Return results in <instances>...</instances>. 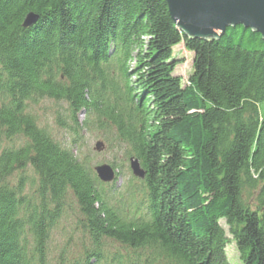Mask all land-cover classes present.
I'll return each mask as SVG.
<instances>
[{
	"label": "trees",
	"instance_id": "obj_1",
	"mask_svg": "<svg viewBox=\"0 0 264 264\" xmlns=\"http://www.w3.org/2000/svg\"><path fill=\"white\" fill-rule=\"evenodd\" d=\"M42 98L66 103L59 124L76 137L89 123L114 135L144 177L116 196L38 126L28 103ZM18 136L0 147V264H230L232 241L241 264H264V40L251 29L189 38L165 0H0V145ZM26 166L35 198L8 180ZM69 196L80 251L67 242L52 263Z\"/></svg>",
	"mask_w": 264,
	"mask_h": 264
},
{
	"label": "rangeland",
	"instance_id": "obj_2",
	"mask_svg": "<svg viewBox=\"0 0 264 264\" xmlns=\"http://www.w3.org/2000/svg\"><path fill=\"white\" fill-rule=\"evenodd\" d=\"M173 57L180 61L174 68L173 73L181 77L182 83L185 84L187 79L193 71L192 61L193 53L185 49L183 42L173 47ZM66 103L63 101H55L49 98H42L35 103H28V111L34 115L39 127L44 128L50 136L58 142L61 146L78 149L80 158H87L89 165L92 168L100 163H107L115 169V172H119V176L116 180L108 183L110 186H114V193L119 196L118 193H122L123 189L127 185L129 178L132 175L129 168L128 157L125 156L124 144H121L114 135L109 133H103L101 129H96L94 124H87L83 129L79 131V137L77 138L67 126L59 124V120L64 118L68 123L69 120L66 117L65 111ZM84 115L79 113L78 120L82 121ZM77 141L74 142L73 139ZM101 141L103 146L100 150H96V141ZM23 138L18 136L7 140L2 138L1 148H16L23 143ZM117 175V174H116ZM22 177L23 194L28 198H35L37 196V176L34 174L30 166H26L24 169L16 170L8 178L11 185L17 184L19 178ZM63 216L58 220L56 226H54L49 241V257L53 263L55 254L60 250L63 245L70 242L68 245L69 253L71 255L77 254L80 251V235L74 230V223L76 221V210L72 196H69L66 202ZM220 224L227 231L224 220H220ZM113 248L115 246H112ZM226 257L230 264H241L239 253L232 241L226 246Z\"/></svg>",
	"mask_w": 264,
	"mask_h": 264
},
{
	"label": "water",
	"instance_id": "obj_3",
	"mask_svg": "<svg viewBox=\"0 0 264 264\" xmlns=\"http://www.w3.org/2000/svg\"><path fill=\"white\" fill-rule=\"evenodd\" d=\"M168 13L178 30L189 38L216 40L229 26L242 25L258 33L264 40V0H165ZM38 15L26 14L22 26L33 24ZM101 141L95 149L100 150ZM129 168L134 177L143 178L145 171L137 158H128ZM97 178L104 183L115 180V169L107 163L93 167Z\"/></svg>",
	"mask_w": 264,
	"mask_h": 264
}]
</instances>
